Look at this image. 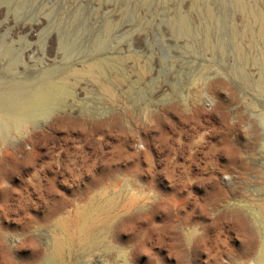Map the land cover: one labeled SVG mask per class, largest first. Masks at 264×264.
I'll return each instance as SVG.
<instances>
[{
  "label": "rangeland",
  "instance_id": "obj_1",
  "mask_svg": "<svg viewBox=\"0 0 264 264\" xmlns=\"http://www.w3.org/2000/svg\"><path fill=\"white\" fill-rule=\"evenodd\" d=\"M46 79L0 107V264H263L264 0H0V95Z\"/></svg>",
  "mask_w": 264,
  "mask_h": 264
},
{
  "label": "bare ground",
  "instance_id": "obj_2",
  "mask_svg": "<svg viewBox=\"0 0 264 264\" xmlns=\"http://www.w3.org/2000/svg\"><path fill=\"white\" fill-rule=\"evenodd\" d=\"M99 38L100 39L98 40L96 39L93 46L95 49L94 51L95 53L100 52L101 48H103V45L105 44L102 41L101 37ZM55 40H56L55 45L57 46V50H58V42H59L60 47H62L64 51L68 52V54L70 53L71 48L67 46L68 44L63 43L62 42L63 39L61 41L60 40L58 41V33L55 36ZM111 67L112 66L108 64V62L106 61H98V62H94V64L90 66V69L95 71L97 73V76L105 77L106 76L105 72L108 73L109 71H111L112 70ZM90 69L89 72L93 74ZM51 74H53V72H51ZM69 93L70 91L64 86L58 85L57 83L46 79V81H44L41 85L34 87L31 91L27 93L20 91L19 88L17 87L16 89H14L13 92L7 94H1L0 107L1 106L12 107L13 110L22 113V115H20V117L22 118H32L33 116L43 117L47 115V113L49 112L50 109V107H48L49 105L57 103L58 99L64 98V96ZM63 101L64 100H62V102ZM54 123L55 122H53L51 125L53 126ZM15 124H19V122L17 121ZM100 125L104 126L102 124ZM261 258L264 264V249L261 253Z\"/></svg>",
  "mask_w": 264,
  "mask_h": 264
},
{
  "label": "clouds",
  "instance_id": "obj_3",
  "mask_svg": "<svg viewBox=\"0 0 264 264\" xmlns=\"http://www.w3.org/2000/svg\"><path fill=\"white\" fill-rule=\"evenodd\" d=\"M6 186V184H0V187H4ZM29 247L33 248V249H38L39 248V244L37 243V241L32 240L29 242Z\"/></svg>",
  "mask_w": 264,
  "mask_h": 264
}]
</instances>
